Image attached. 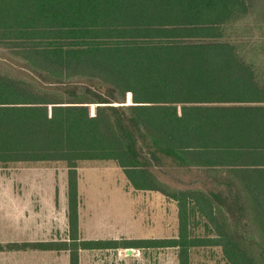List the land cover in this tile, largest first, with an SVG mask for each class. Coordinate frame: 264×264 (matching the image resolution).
<instances>
[{"label": "trees", "instance_id": "1", "mask_svg": "<svg viewBox=\"0 0 264 264\" xmlns=\"http://www.w3.org/2000/svg\"><path fill=\"white\" fill-rule=\"evenodd\" d=\"M0 47L38 78L0 70V163L67 165L66 236L0 252L81 264L171 247L191 264L216 246L227 264H264V0H0ZM81 160L114 161L134 189L173 200L177 234L82 237ZM174 170L204 188L161 179Z\"/></svg>", "mask_w": 264, "mask_h": 264}, {"label": "rangeland", "instance_id": "2", "mask_svg": "<svg viewBox=\"0 0 264 264\" xmlns=\"http://www.w3.org/2000/svg\"><path fill=\"white\" fill-rule=\"evenodd\" d=\"M0 70L29 74V78L36 76L2 47ZM77 171L82 237L141 238L177 234L176 203L158 191L134 189L114 161L81 160L77 162ZM172 173L176 179L161 173L160 177L177 188H204L201 177L193 170ZM66 179L67 165L63 161L0 163V242L64 238ZM56 188L58 201L54 203ZM39 197L44 203L36 202L35 205V202L25 201ZM191 225L195 234L206 232L200 217H195ZM0 264H68V256L55 251L0 252ZM81 264H177V257L176 250L171 247L131 249L130 252L125 249L92 250L82 253ZM191 264L227 263L221 249L214 246L192 249Z\"/></svg>", "mask_w": 264, "mask_h": 264}, {"label": "crops", "instance_id": "3", "mask_svg": "<svg viewBox=\"0 0 264 264\" xmlns=\"http://www.w3.org/2000/svg\"><path fill=\"white\" fill-rule=\"evenodd\" d=\"M67 183V182H66ZM67 185V184H66ZM57 195H58V192H57V188H56V190H55V198H54V203L55 202H57L58 201V197H57ZM25 201H29L30 203H32V202H35L34 204L35 205H37V203L36 202H38V203H44V199H42V198H35V199H32L31 200V198H27V199H25ZM66 201H67V199H66ZM54 203H53V205H54ZM41 208V211H43V209H42V207H40ZM34 209V208H33ZM52 212H54V210H51ZM56 211L58 212V210H57V208H56ZM53 216V215H52Z\"/></svg>", "mask_w": 264, "mask_h": 264}]
</instances>
